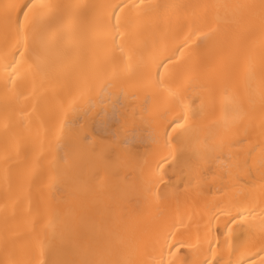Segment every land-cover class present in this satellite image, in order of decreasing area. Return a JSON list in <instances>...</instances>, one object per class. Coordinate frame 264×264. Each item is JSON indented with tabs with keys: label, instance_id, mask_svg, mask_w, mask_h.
Masks as SVG:
<instances>
[{
	"label": "bare ground",
	"instance_id": "bare-ground-1",
	"mask_svg": "<svg viewBox=\"0 0 264 264\" xmlns=\"http://www.w3.org/2000/svg\"><path fill=\"white\" fill-rule=\"evenodd\" d=\"M44 2L0 0V264H264V0Z\"/></svg>",
	"mask_w": 264,
	"mask_h": 264
},
{
	"label": "snow or ice",
	"instance_id": "snow-or-ice-1",
	"mask_svg": "<svg viewBox=\"0 0 264 264\" xmlns=\"http://www.w3.org/2000/svg\"><path fill=\"white\" fill-rule=\"evenodd\" d=\"M39 6H40V7H45V6H46L44 0H39ZM25 17H27V13H25ZM174 248H176V245H172V246L169 248L168 251H169V254H170V255L174 254V253L172 252V249H174ZM161 264H165V261H164L163 259L161 260Z\"/></svg>",
	"mask_w": 264,
	"mask_h": 264
}]
</instances>
